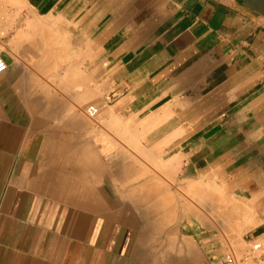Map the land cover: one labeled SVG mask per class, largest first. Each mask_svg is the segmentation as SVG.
Segmentation results:
<instances>
[{
  "label": "crops",
  "instance_id": "crops-1",
  "mask_svg": "<svg viewBox=\"0 0 264 264\" xmlns=\"http://www.w3.org/2000/svg\"><path fill=\"white\" fill-rule=\"evenodd\" d=\"M0 55V264L264 239V17L241 0H0Z\"/></svg>",
  "mask_w": 264,
  "mask_h": 264
},
{
  "label": "built area",
  "instance_id": "built-area-1",
  "mask_svg": "<svg viewBox=\"0 0 264 264\" xmlns=\"http://www.w3.org/2000/svg\"><path fill=\"white\" fill-rule=\"evenodd\" d=\"M7 68L6 59L0 55V74ZM86 113L90 118H95L99 113V108L96 104L90 103L86 107ZM210 264H264V239L251 237L246 240L241 249L229 247Z\"/></svg>",
  "mask_w": 264,
  "mask_h": 264
},
{
  "label": "water",
  "instance_id": "water-1",
  "mask_svg": "<svg viewBox=\"0 0 264 264\" xmlns=\"http://www.w3.org/2000/svg\"><path fill=\"white\" fill-rule=\"evenodd\" d=\"M248 7L264 17V0H241Z\"/></svg>",
  "mask_w": 264,
  "mask_h": 264
},
{
  "label": "rangeland",
  "instance_id": "rangeland-1",
  "mask_svg": "<svg viewBox=\"0 0 264 264\" xmlns=\"http://www.w3.org/2000/svg\"><path fill=\"white\" fill-rule=\"evenodd\" d=\"M244 245H241V247H243ZM239 248V247H238Z\"/></svg>",
  "mask_w": 264,
  "mask_h": 264
}]
</instances>
